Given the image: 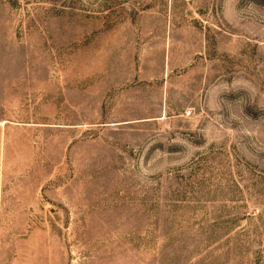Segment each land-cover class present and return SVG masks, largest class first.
Segmentation results:
<instances>
[{
  "label": "rangeland",
  "instance_id": "1",
  "mask_svg": "<svg viewBox=\"0 0 264 264\" xmlns=\"http://www.w3.org/2000/svg\"><path fill=\"white\" fill-rule=\"evenodd\" d=\"M0 264H264V0H0Z\"/></svg>",
  "mask_w": 264,
  "mask_h": 264
}]
</instances>
